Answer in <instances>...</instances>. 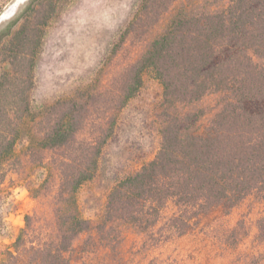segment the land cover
Instances as JSON below:
<instances>
[{"label": "trees", "instance_id": "obj_1", "mask_svg": "<svg viewBox=\"0 0 264 264\" xmlns=\"http://www.w3.org/2000/svg\"><path fill=\"white\" fill-rule=\"evenodd\" d=\"M28 1L0 23V59L8 65L0 74V193L20 161L16 147L27 139L26 155L44 175L29 191L36 200L49 198L51 214L41 206L27 214L0 264H75L78 237L96 230L120 244L124 228L143 243L120 264H187L162 250L217 207L231 209L252 196L264 203V108L246 107L264 106V0H144L126 33L164 23L144 53L110 83L87 85L40 110L31 94L57 1ZM146 72L163 89L159 151L115 185L93 227L81 214L78 191L96 176L119 113ZM209 97L217 111L197 107ZM257 239L264 246V217Z\"/></svg>", "mask_w": 264, "mask_h": 264}, {"label": "rangeland", "instance_id": "obj_2", "mask_svg": "<svg viewBox=\"0 0 264 264\" xmlns=\"http://www.w3.org/2000/svg\"><path fill=\"white\" fill-rule=\"evenodd\" d=\"M13 1L0 0V15ZM56 1L53 17L45 28L31 94L32 105L37 110L74 96L87 85L99 81L110 83L163 30L164 23L148 33L143 27L130 35L126 33L144 0ZM28 2L20 5L16 14L3 24L18 16ZM7 67L0 59V74ZM162 94L160 82L153 73L146 72L139 93L119 113L115 134L104 149L96 176L78 191L81 214L93 227L100 223L115 185L157 155ZM197 107L208 112L218 109L215 97L204 99ZM246 107L251 112L264 108L257 102ZM28 145L27 139L18 143L16 153L21 164L16 163L0 193V256L15 242L27 214L40 206L44 213L51 214L49 198L36 200L29 191L40 185L44 175L33 167L34 158L26 155ZM263 217L264 203L256 196L231 209L217 207L195 230L164 248L163 255L186 259L187 264H264L261 254L264 246L257 239L258 223ZM123 231L120 244L117 238L115 244L96 230L81 235L74 243V263L120 264L131 259L143 239L130 228Z\"/></svg>", "mask_w": 264, "mask_h": 264}, {"label": "water", "instance_id": "obj_3", "mask_svg": "<svg viewBox=\"0 0 264 264\" xmlns=\"http://www.w3.org/2000/svg\"><path fill=\"white\" fill-rule=\"evenodd\" d=\"M28 0H15L8 10L0 15V23L11 19L17 12L20 5L24 4Z\"/></svg>", "mask_w": 264, "mask_h": 264}, {"label": "bare ground", "instance_id": "obj_4", "mask_svg": "<svg viewBox=\"0 0 264 264\" xmlns=\"http://www.w3.org/2000/svg\"><path fill=\"white\" fill-rule=\"evenodd\" d=\"M13 2H14V1H13ZM12 4H13V3H12ZM12 4H11V5H12ZM11 5H10V6H11ZM10 6H9V8H10Z\"/></svg>", "mask_w": 264, "mask_h": 264}]
</instances>
